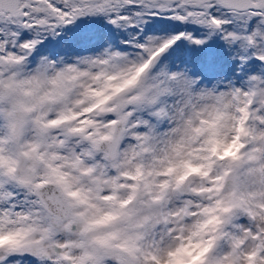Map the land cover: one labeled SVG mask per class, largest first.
I'll return each mask as SVG.
<instances>
[{"label":"snow or ice","instance_id":"6c2138e0","mask_svg":"<svg viewBox=\"0 0 264 264\" xmlns=\"http://www.w3.org/2000/svg\"><path fill=\"white\" fill-rule=\"evenodd\" d=\"M0 264H264V0H0Z\"/></svg>","mask_w":264,"mask_h":264}]
</instances>
